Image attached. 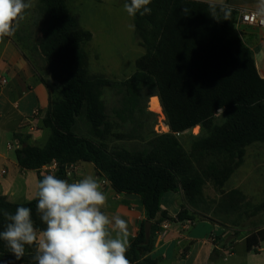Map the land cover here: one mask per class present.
<instances>
[{
    "label": "trees",
    "instance_id": "trees-1",
    "mask_svg": "<svg viewBox=\"0 0 264 264\" xmlns=\"http://www.w3.org/2000/svg\"><path fill=\"white\" fill-rule=\"evenodd\" d=\"M213 4L152 0L150 15L133 18L136 36L145 49L136 61V71L126 80L111 81L90 73L83 45L93 35L79 25L66 0H40L38 49L58 89L42 120L50 131L48 140L36 147L20 139L22 146L15 151L17 162L24 170L37 171L39 181L52 174L42 173L45 166L56 164L52 175L66 180L71 165L90 162L108 179L114 192L139 196L152 225L149 235L142 225L130 241L126 252L130 264H158L151 253L161 224L206 218L200 209L207 182L222 193L243 164L247 147L264 144V78L238 31L237 11L232 9L225 20L221 4H215V11ZM112 86L123 94L117 117L122 122L138 115L145 120L140 119V132L136 128L113 136L144 141L142 149L109 145L108 138L118 123L109 118L102 97L104 89ZM144 89L146 100L159 98L169 133L153 131L149 119L154 114L141 106ZM220 107L224 108L223 115L216 114ZM78 120L89 125V135L76 130ZM198 126L200 133L189 139L190 149L186 150L176 133ZM179 191L188 208L174 218L161 208V200L167 192ZM36 204L37 198L12 203L0 195V210L14 214L19 206L29 207L35 226L42 230L45 225ZM226 208L233 210L230 204L226 206L225 197L218 213L226 212ZM5 224L0 211V231ZM261 241L264 229L248 236V250ZM34 255V246H26L24 257L17 261L0 240V264H36Z\"/></svg>",
    "mask_w": 264,
    "mask_h": 264
},
{
    "label": "crops",
    "instance_id": "crops-1",
    "mask_svg": "<svg viewBox=\"0 0 264 264\" xmlns=\"http://www.w3.org/2000/svg\"><path fill=\"white\" fill-rule=\"evenodd\" d=\"M196 1L226 3L236 11L252 10L256 2ZM69 9L71 10L70 7ZM31 21L32 17L19 21L14 34L0 40V77L7 80V84L0 81V195L12 203H25L36 198L39 180L37 171L24 170L19 166L16 154L12 157L14 155L9 153L13 150V144L7 141L5 147V140L8 135L13 134L15 151L22 146L20 139L30 146H43L42 143L48 140L50 131L43 127L42 120L58 89L50 77L47 62L38 49L39 40H34L33 30L36 25ZM83 29L91 32L89 28ZM238 31L245 45L253 52L257 70L264 78V40L261 29L239 26ZM86 127L89 135L90 128L87 123ZM55 169L56 165L51 164L43 167L41 171L53 174ZM88 175L97 179L107 197L102 211L110 218L119 215L127 222L129 243L142 225H145L148 235L150 234L152 222L147 221L141 198L133 194L114 192L108 179L99 174L93 163L81 162L74 165L66 180L75 182ZM161 208L175 218L188 205L181 191L167 192L162 197ZM218 215L226 219V212H219ZM168 222L170 228L164 236L157 235L151 253L158 260V264H264V249L260 244L263 241L253 250L247 248L248 236L264 227L252 231L239 225L224 224L210 215L203 219Z\"/></svg>",
    "mask_w": 264,
    "mask_h": 264
},
{
    "label": "clouds",
    "instance_id": "clouds-1",
    "mask_svg": "<svg viewBox=\"0 0 264 264\" xmlns=\"http://www.w3.org/2000/svg\"><path fill=\"white\" fill-rule=\"evenodd\" d=\"M151 3L126 0L123 9L131 18L150 15ZM31 6V0H0V40L14 34ZM211 7L215 11L216 5ZM220 11L228 20L232 8L225 3ZM251 18L264 23V0H256ZM223 112L220 107L216 114ZM36 198V212L45 225L42 230L35 226L29 207L19 206L14 214L0 210L6 221L0 240L17 261L24 257L26 246H34L36 264H130L128 224L119 215L110 218L102 211L107 197L96 178L88 175L69 182L47 174L38 183Z\"/></svg>",
    "mask_w": 264,
    "mask_h": 264
},
{
    "label": "rangeland",
    "instance_id": "rangeland-1",
    "mask_svg": "<svg viewBox=\"0 0 264 264\" xmlns=\"http://www.w3.org/2000/svg\"><path fill=\"white\" fill-rule=\"evenodd\" d=\"M73 14L79 19V25L89 28L93 34V39L83 45L87 54L90 73L94 76L105 77L111 81H123L131 77L136 71V61L145 53V49L140 45L136 36L133 18L129 17L123 9L124 0H66ZM31 11H25V18L32 17L31 23H35L36 32L33 30L35 39H40V25L37 23L40 0H31ZM38 5V6H37ZM30 21V20H29ZM34 38V37H33ZM56 91V89H55ZM147 90L141 91L143 106L146 111L154 116L150 117L149 123L157 134L169 133L170 129L166 123V117L160 105L159 98L154 96L146 100ZM108 116L118 126L115 125L113 133L109 136V145L112 148H138L144 147V141L130 139H118L114 133H128L136 129L141 131L138 124V115L122 122L116 115L120 110L123 94L119 88L107 87L103 91L102 97ZM162 110V111H161ZM145 116V115H144ZM143 116V117H144ZM120 125V126H119ZM146 126V125H145ZM158 126V128H157ZM146 128V127H145ZM76 130L81 134H87V127L84 120H78ZM148 130V129H145ZM200 128L182 133L181 141L186 148L190 149L189 139L200 133ZM197 133V134H195ZM13 144L10 155L15 157V145L13 134L8 135L6 142ZM46 141H43L42 145ZM240 192V195L232 197V192ZM205 203L200 209L206 216L210 215L227 225H239L248 230H255L264 227V144L255 143L247 147L243 164L235 170L230 180L226 183L224 191L221 193L213 184L208 181L204 188ZM226 206H233V210H227L226 219L218 215L221 202L225 200ZM234 200V203H232ZM204 215L202 217H204ZM227 222V223H226ZM264 249V241L260 243Z\"/></svg>",
    "mask_w": 264,
    "mask_h": 264
},
{
    "label": "built area",
    "instance_id": "built-area-1",
    "mask_svg": "<svg viewBox=\"0 0 264 264\" xmlns=\"http://www.w3.org/2000/svg\"><path fill=\"white\" fill-rule=\"evenodd\" d=\"M238 13V22H237V27L239 26H249V27H256L261 29L262 31V35H263V40H264V23H261L259 20H254L251 18V10H237ZM0 81L2 84H7V80L5 78H1L0 77ZM168 126V125H167ZM158 128V126H157ZM200 128L199 126L192 129L193 131H195V129ZM197 134V133H195ZM182 135V133H176V136H180ZM9 148H11V146L9 145ZM56 165V164H55ZM74 165H71L69 170H68V175L70 173V169L73 167ZM162 229L161 231L158 233L159 236H164L167 233V230L170 228V223L168 221H165L162 223Z\"/></svg>",
    "mask_w": 264,
    "mask_h": 264
},
{
    "label": "bare ground",
    "instance_id": "bare-ground-1",
    "mask_svg": "<svg viewBox=\"0 0 264 264\" xmlns=\"http://www.w3.org/2000/svg\"><path fill=\"white\" fill-rule=\"evenodd\" d=\"M162 111V110H161Z\"/></svg>",
    "mask_w": 264,
    "mask_h": 264
}]
</instances>
